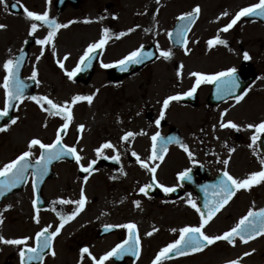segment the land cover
<instances>
[{
  "label": "flooded vegetation",
  "instance_id": "flooded-vegetation-1",
  "mask_svg": "<svg viewBox=\"0 0 264 264\" xmlns=\"http://www.w3.org/2000/svg\"><path fill=\"white\" fill-rule=\"evenodd\" d=\"M80 4L81 1L78 0L76 9ZM112 8H114L112 3L104 5L107 12ZM97 14L101 15L100 9ZM87 15L88 13L85 14L86 20L82 28L72 29L69 33H57L53 42L54 49L51 45L44 46V55L39 61L36 57L40 54L41 46L35 43L37 38H34L32 45L26 49L22 77L31 80L33 66L37 68V79L40 84H36V95H48L54 102L61 104L69 102L73 119L66 134L61 133L62 143L76 147L77 153L82 157L80 163L85 166L91 160L97 161L93 166L95 170L89 175L82 171L74 157L65 156L54 160L51 163L52 175L40 186L37 195L32 186L33 177L28 175L22 188L12 193L8 191V196L0 199L1 212L12 197L21 196L33 221L32 226L23 227L22 232L27 233L24 236L32 237L28 242L34 246L36 232L48 225L52 226L49 231L59 226L58 211L69 214L77 207L72 203L60 204V199L78 200L80 190L84 188L87 200L83 209L64 224L61 232L54 238L50 252L42 260L29 264H54L53 262L57 263L56 257L61 254L65 257H75L73 264H93L87 254H84L82 259L83 247H88L99 259L116 244L128 238L127 229L113 227L106 230L104 226L107 224L135 223L140 246L144 244L165 246L179 238L180 228L199 225L200 214L186 203L187 194L191 193L197 206L203 209L204 187L216 184L222 177L225 170L222 163L224 159L229 160L226 170L235 178L243 179L252 172L264 169V165L260 163V159L264 158V133L260 134V139L254 146L249 147L255 129L247 128L250 123L264 121V74L259 73L254 64L239 58L237 67L234 68L237 70L240 88L233 95H218L215 83L203 82L197 86L192 96L170 101L168 108L164 110V118L157 126L155 121L160 119L163 100L169 95L190 90L196 81V77L190 73L205 71L199 66L200 60L194 52L191 55L186 52V45L178 47L172 43L169 35L171 28H166L162 34H155L151 29L146 31L127 27H100L99 17L97 21H88ZM104 28L110 30V37L105 46L93 53L94 58L90 66L83 65L82 71L71 80L68 79L64 70L57 64V59H62L67 54L68 59L64 61V66L72 70L87 46L103 37ZM129 29L132 31H128ZM47 32L38 38H43ZM121 32L125 35L120 36ZM26 40L27 38L21 41L13 56L21 52ZM141 46L143 51L151 52L153 55L122 71L117 61ZM226 47L230 55L232 46ZM242 50L240 48L239 51ZM161 51H170L172 55L169 59H164L160 55ZM153 58L155 60L150 62ZM102 63L110 64L111 67L104 68ZM137 66H139L137 70H130ZM216 68L208 75L219 70ZM49 76L55 78L54 82L50 83L51 89L41 94L38 89ZM76 95H93V100L91 103L78 101L73 105L71 100ZM235 95H243V98L237 102L234 99ZM31 101L33 100L25 98L20 105ZM4 106L5 95L2 92L0 111ZM34 110L38 116L35 138L44 143H52L57 130L65 122L64 117L50 115L36 102ZM225 111L223 121L235 122L240 126L239 130L219 127L221 113ZM12 124L6 123L3 117H0V128L5 129L0 131V167L27 150L24 126L15 128ZM79 125H84V128L80 129ZM128 131L135 135L124 141L122 137ZM156 132L160 133L161 142L166 141L168 137L175 138L173 142L167 144L162 161H148L150 166L159 165L155 173L156 180L167 187H174L176 190L171 193H165L160 189L152 180L153 174L132 156V152L135 151L141 159L148 160L152 151L151 137ZM105 142H111L114 148H105L102 155L97 156L96 149ZM181 143L187 145L194 153L193 159L196 163L189 159ZM32 151L33 156L29 159L30 162H35L41 150L39 146H34ZM117 153L118 161L108 159ZM185 169H191L192 179H179L178 174ZM86 175L88 179L85 182ZM144 184L152 185L147 190V196L138 191ZM241 191L249 196L251 209L259 210L264 207L262 180L248 190H237L228 204L213 216L202 231L209 235L222 234L234 227L240 218L247 214L250 208L239 217L233 208L234 201ZM33 200L37 201L35 206ZM134 201H140V205L137 206ZM37 215L38 223L35 219ZM153 228L157 231L150 236L146 235L152 232ZM170 228L176 231L171 230L169 234L163 232ZM62 238H65L64 251L59 252L55 245L57 240ZM217 245L232 244L220 240L211 247ZM52 250L55 251V258L52 257ZM156 255H153L146 264H152ZM12 256L0 257V264H20L19 252H13ZM122 257L134 255L126 253ZM111 261L113 264H131L129 259L116 262L111 258L105 261V264H111Z\"/></svg>",
  "mask_w": 264,
  "mask_h": 264
},
{
  "label": "snow or ice",
  "instance_id": "snow-or-ice-1",
  "mask_svg": "<svg viewBox=\"0 0 264 264\" xmlns=\"http://www.w3.org/2000/svg\"><path fill=\"white\" fill-rule=\"evenodd\" d=\"M50 2V0H49ZM159 3V0H157ZM0 4H3L5 9L7 10L9 7L16 8L17 6H21V0H14V2L9 5L7 0H0ZM24 14L33 21L30 24V32L29 35L33 36L38 27L47 26L48 32L43 38L35 39V43L41 46V51L39 56L36 57V60L39 61L41 57L44 55V46L51 45L54 49V37L57 34V30L62 27H67L66 24H60L57 20L49 17V12L46 10L43 13H37L36 11L28 10L26 7L23 8ZM200 13V7L196 6L192 11L182 14L179 19L182 22L180 27L177 29L178 37H185L187 31L190 26L194 23L195 17ZM223 15H227L224 13ZM261 16L264 17V0H259L258 3L252 4L247 7L241 8L238 12H236L235 16L231 19L229 23H227L222 31L227 32L229 29L233 28L234 25L241 19V17L247 16ZM6 25L0 24V29L5 28ZM128 31H132L129 29ZM147 31V29H146ZM120 36L125 35L124 32L119 33ZM171 35V33H169ZM110 37V30L108 28L103 29V37L98 42L90 43L87 46V49L84 51L83 55L80 56L79 62L72 70H68L64 66V61L68 59V55L66 54L62 59H57V64L59 67L64 70L68 79H72L76 76V74L82 71V65L90 66L91 61L94 56L93 53L97 49H102L105 46L107 39ZM180 42L187 44V40L183 39ZM213 43L225 45L227 43L226 40L221 39L219 36H216L214 39H210L208 41L209 46L213 45ZM158 47V46H157ZM143 46L141 48H137L136 50L130 52L123 59L117 61L118 65L121 67V70H126L128 65L139 64L143 62L144 59L150 58L153 53L143 51ZM187 51V49H186ZM53 55H55V51L53 50ZM160 55L164 59H169L172 55L170 51H161ZM243 58L245 60L250 59V54L245 51L243 53ZM24 55L23 50L21 49V54L13 59H7L3 68L7 73L3 77V88L6 94L5 106L2 111H0V117L6 116L11 108L15 106L13 102L22 103L25 99L26 89L29 87L23 80H21L19 76V69L23 63ZM102 67L108 68L111 67L110 64L102 63ZM182 68V65H181ZM236 69L229 68L226 71L216 72L212 75H206L201 72H193L190 75L196 77L195 84L193 87L183 93H177L175 95H169L163 100V106L160 112V119L155 121L156 125L159 126L161 120L164 118L165 109L168 108L170 101L179 100L181 97H189L192 96L193 93L196 92V88L203 82L215 83L217 85V93L218 95H233L238 88H240V82L236 76ZM177 75H180L178 70ZM38 70L35 66H33V70L31 73V80L34 81L37 85L40 84V81L37 79ZM35 101L45 112L54 116H63L65 122L61 125L60 129L57 130V134L55 140L52 143H44L39 138H33L29 141L27 150L23 151L19 156L10 162L0 167V177L3 179L0 180V196H3L6 192L11 189L17 187L21 182L27 180L28 175L33 177L32 186L33 190L36 189V184L39 179L45 176L48 172V166L54 160H59L65 156L74 157L77 164L80 166L84 173L91 174L94 171V165L97 163L96 160H91L87 166L80 163L82 157L77 153L76 147H69L62 143V135L64 132L66 134V130L69 127L70 121L73 119V116L70 111L69 102L65 101L63 104L54 102L49 98L48 95H31L27 97ZM243 98V95H235L234 99L239 102ZM93 100V95H76L72 98L71 104H75L78 101H87L91 103ZM226 114L221 113V122L219 127L221 129L225 127H229L232 129L239 130L240 126L235 122L223 121V116ZM12 123H16V120L13 119ZM215 127V126H214ZM80 129L84 128V125H79ZM247 128L255 129V132L251 136V144L249 147L254 146L257 141L260 139V134L264 133V121H260L256 124H248ZM4 128H0V131H4ZM135 133L128 131L124 134L122 139L124 141H128L130 137H133ZM174 137H168L166 141L161 142L162 138L160 137V133L156 132L152 135V151L151 155L148 157V160H143L139 157V155L133 151L132 156L136 158V160L140 163V165L147 169L149 172L153 174L152 180L154 183L158 184V187L162 189L165 193L174 192L176 189L174 187H167L162 183H159L156 180L155 173L157 171V167L159 165L150 166L148 161H156L163 160L164 153L167 151V144L173 142ZM179 142V141H177ZM39 146L41 150L39 157L36 158L35 162H30V157L33 156V147ZM159 146V147H158ZM181 147L187 153L189 159L193 160V163L196 161L193 159L194 153L189 150L187 145L181 143ZM105 148H114L111 142H105L99 148L96 149L97 156L102 155L103 149ZM229 151H234V149H229ZM108 159H112L115 161L119 160V153L108 157ZM222 163L225 165V170L223 171L222 177L219 181L210 186L204 187L205 192V201L203 205V209L197 206L196 202L192 199L191 193H188V199L186 203L191 205L193 209H195L200 214V222L198 226H185L179 229V238L175 239L173 242L168 243L165 247L160 249L155 258L152 260V264H161V262L165 259L170 258L171 254H175L177 256H182L188 254L190 252H198L203 250L209 245L214 244L217 241L225 240L229 244L234 245L236 243V238L238 237L240 241L247 243L249 240L264 234V207L259 208V210L249 209L246 215L240 218L239 222L236 223L234 227L230 230L223 232L218 235H209L206 234L202 229H204L205 225L209 223V221L213 218V216L218 213L235 195L237 190L245 189L248 190L254 184L259 183L264 180V169L256 172H252L246 178H235L233 177L227 170L226 166L229 163L228 159H224ZM260 163L264 165V158L260 159ZM31 170V171H30ZM122 171V169H121ZM191 169H185L181 171L178 176L179 179H192ZM88 176H84L85 182L87 181ZM152 187L151 184H144L139 187V193L148 195V189ZM209 192L211 195L209 196ZM87 197L85 195L84 188L82 187L80 190V196L78 200H65L60 199V204H75L77 207L69 214H63L61 212H57V215L60 220L59 226L55 227L53 231H49L52 227L51 225L45 226L40 231L35 233V245H29L28 241L32 239V237L24 236L21 238H5L3 235H0V243H4L7 245H16L20 246L18 249L20 264H29L32 261H39L43 259V254L46 249H52L54 238L61 232V229L64 227V224L74 218L85 206ZM37 203L36 200H33V205L35 206ZM134 203L139 206L140 201H134ZM10 207V206H9ZM55 210V209H53ZM38 212V210H37ZM36 222H39L38 215L35 217ZM0 223H2V217H0ZM106 230L111 229L113 227L116 228H124L128 230V238L123 240L121 243H118L113 247L110 251L106 252L104 255L100 256L97 259L89 250L88 247H83L81 249V257L84 258V254H87L93 261V264H105L110 257L120 258L126 253H131L134 256H138L140 253V237L137 233V225L135 223H126L122 225H111L107 224L104 226ZM157 231V229L153 228L152 232L146 233V235H152L153 232ZM173 232L176 229H172ZM252 252L255 249L251 250ZM250 252H245L243 255L248 256ZM52 255H55V251L52 250ZM242 258H237L233 260H229L226 264H241Z\"/></svg>",
  "mask_w": 264,
  "mask_h": 264
},
{
  "label": "rangeland",
  "instance_id": "rangeland-1",
  "mask_svg": "<svg viewBox=\"0 0 264 264\" xmlns=\"http://www.w3.org/2000/svg\"><path fill=\"white\" fill-rule=\"evenodd\" d=\"M56 1L21 0L23 7L19 6L21 8L19 14H11L3 4H0V24L6 25L5 28L0 29V93L4 92L3 77L7 74L3 68L4 62L13 58L21 41L30 36V24L33 21L24 14V7L37 13L47 10L50 18L57 20L60 24L67 25V27L58 29L57 33H69L72 29L82 28L86 20L85 14L88 13V21H97L99 17L100 25L98 26L100 27L151 29L155 34H162L166 28L174 27L179 16L199 6V17L189 33L185 50L187 49L186 52L190 55L194 52V55L200 60V68L205 69L203 74L208 75L216 67V70L219 69L216 72L226 71L227 67H237L238 60L243 58L245 51L250 54L249 63L254 64L258 72L264 74V25L257 21L248 22L240 19L233 28L227 32L222 31L236 12L243 7L258 3L259 0H231L229 3L226 2L227 0H159V3L157 0H79L81 4L78 9H73L67 4L60 12L56 10ZM13 2L14 0H7L9 5ZM109 3L114 4V8L107 12L104 5ZM98 9H100L101 15L97 14ZM224 13L227 15H223ZM45 32H47L46 27H38L33 37H42ZM216 36L226 40L227 43L225 45L213 43L209 46L208 41ZM227 45L232 46L230 55L226 51ZM240 48L243 50L239 51ZM54 79L49 76L46 82L41 83L38 91L43 94L51 89L50 83L54 82ZM34 103L35 101H31L17 105L16 123L12 124L15 128L24 126L27 145L31 139L35 138L38 126ZM249 201L250 198L244 191L238 194L233 205L237 217L252 207ZM6 205L7 207L0 212V217H2L0 235L8 239L24 237L27 233L22 232L23 227L32 226L33 221L21 196L12 197ZM171 230L172 228L163 230V232L169 234ZM64 240L65 238H62L56 242L55 249L59 252L64 251ZM165 246L160 244L140 246V258L135 264H146ZM19 247L0 243V257H13V252L18 253ZM252 249L255 251L252 252ZM245 252L251 254L244 256ZM52 257L55 258V255ZM237 258H242V264H263L264 236L248 244L237 242L231 246L217 245L200 253L171 259L161 264H226L227 261ZM56 260L57 263L53 262L54 264H73L75 257H65L64 254H61L56 257ZM111 264H113L112 261Z\"/></svg>",
  "mask_w": 264,
  "mask_h": 264
},
{
  "label": "water",
  "instance_id": "water-1",
  "mask_svg": "<svg viewBox=\"0 0 264 264\" xmlns=\"http://www.w3.org/2000/svg\"><path fill=\"white\" fill-rule=\"evenodd\" d=\"M66 3L75 4V3H76V0H58V2H57V9H58L59 11L62 10L63 7H64V5H65ZM9 10H10V12H12V13H19V12H20V8H19L18 6H17L16 8H11V7H9ZM197 17H198V15L195 17L194 22L196 21ZM242 19L245 20V21H249V20H259V21H261V22L264 23V17H261V16H255V15H253V16L242 17ZM181 23H182V22H181L180 19H179V20L176 22L175 27H174L173 31L171 32V35H170L173 44H176L177 46H180V47H182V46L184 45V43H182V42H180V41L183 40V39H186V38H187V35H188V33H189L191 27H192L193 24H194V23H193V24L190 26V28H189V30L187 31L185 37H178L176 33H177V29L180 27ZM30 44H31L30 42H27V43H26L24 51L26 50V48H27ZM24 62H25V61H23L22 65H21V67H20V69H19V76H20V78H21V71H22V68H23ZM138 68H139V67H138ZM133 70H137V68H136V69H133ZM131 72H132V71H131ZM21 80H22V79H21ZM25 83L29 85V87L26 89L25 96H31V95H33V90H34V88H35V85H34L33 83H29V82H25ZM13 103L15 104V106H14L13 108H11V109L9 110L8 114L6 115V119H5L6 122H11V120H12V118H13V114H14V112H15V107H16V105H17L18 102H13ZM49 168H50V165L48 166V172H47V174H46L45 176H43L41 179L38 180L39 183L42 184V183L46 180V178L49 176V174H50V172H49ZM30 171H31V170H30ZM21 184H23V182H22ZM261 235H262V234H261ZM257 237H258V236H257ZM255 238H256V237H255ZM253 239H254V238H253ZM251 240H252V239H251ZM249 241H250V240H249ZM198 252H199V251H198ZM190 253H196V252H190ZM188 254H189V253H188ZM171 257H178V256L175 255V254H171V255H170V258H171ZM136 258H137V257H132V260L135 261Z\"/></svg>",
  "mask_w": 264,
  "mask_h": 264
},
{
  "label": "bare ground",
  "instance_id": "bare-ground-1",
  "mask_svg": "<svg viewBox=\"0 0 264 264\" xmlns=\"http://www.w3.org/2000/svg\"><path fill=\"white\" fill-rule=\"evenodd\" d=\"M231 0H227L226 2L229 3Z\"/></svg>",
  "mask_w": 264,
  "mask_h": 264
}]
</instances>
